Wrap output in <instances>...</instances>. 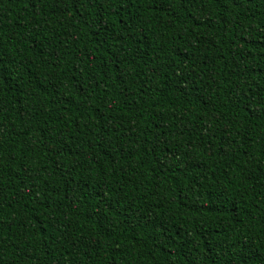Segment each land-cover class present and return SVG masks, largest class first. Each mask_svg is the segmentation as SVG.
I'll return each instance as SVG.
<instances>
[{
	"label": "trees",
	"instance_id": "obj_1",
	"mask_svg": "<svg viewBox=\"0 0 264 264\" xmlns=\"http://www.w3.org/2000/svg\"><path fill=\"white\" fill-rule=\"evenodd\" d=\"M0 264H264V0H0Z\"/></svg>",
	"mask_w": 264,
	"mask_h": 264
}]
</instances>
